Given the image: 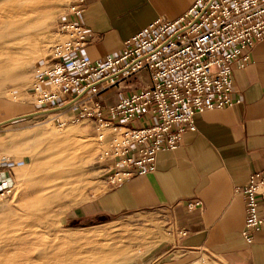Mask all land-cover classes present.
Masks as SVG:
<instances>
[{"label":"built area","instance_id":"1","mask_svg":"<svg viewBox=\"0 0 264 264\" xmlns=\"http://www.w3.org/2000/svg\"><path fill=\"white\" fill-rule=\"evenodd\" d=\"M86 0H72L56 22L64 38L38 59L29 95L40 112L63 126L84 120L104 145L106 186L153 172L160 151L174 150L197 113L233 107V73L245 67L264 40V0H195L174 20L156 18L123 41L116 55L90 59L82 53L89 33L80 21ZM145 73L148 83L108 103L106 94ZM39 113V112H38ZM41 114V113H39ZM48 117V116H47ZM11 187L0 191V198ZM244 201L241 235L251 243L264 228V171L236 188ZM200 200L186 203L201 208ZM184 234V233H183Z\"/></svg>","mask_w":264,"mask_h":264},{"label":"crops","instance_id":"2","mask_svg":"<svg viewBox=\"0 0 264 264\" xmlns=\"http://www.w3.org/2000/svg\"><path fill=\"white\" fill-rule=\"evenodd\" d=\"M194 1L86 0L80 21L89 41L81 51L92 60L116 55L123 41L149 22L174 20ZM119 88L109 95L111 101L127 92ZM233 92L240 104L197 113L195 129L184 132L174 150L158 153L153 172L105 187L80 204L75 217L93 221L133 212L165 213L171 223L169 249L144 264H190L202 253L227 264H264V228L245 242L244 201L235 191L249 174L264 171V40L253 45L247 65L233 73ZM21 161L0 152V191L11 187ZM191 200H200L201 208L188 210Z\"/></svg>","mask_w":264,"mask_h":264},{"label":"rangeland","instance_id":"3","mask_svg":"<svg viewBox=\"0 0 264 264\" xmlns=\"http://www.w3.org/2000/svg\"><path fill=\"white\" fill-rule=\"evenodd\" d=\"M71 1L56 0L46 4L48 18L45 20L44 27L41 30L40 53L36 57L30 58L24 66L27 78L26 83L17 88H14L10 82L0 86V152L12 154L16 158L22 159L19 162V166L14 168L15 178L11 184L10 191L0 198V210L6 205H10L13 209L10 208L9 212H13L17 210L18 203L33 197L30 195L31 181L39 180L42 177L38 173L44 169L43 165L47 162L46 159L54 151V149H52L53 151L46 149L48 140L44 138L21 139L14 142L11 141L12 136L29 134L36 129L43 128L47 124L50 127L53 126L52 128L57 131L59 138L64 139L65 132L63 131L68 130V128H74L67 134L70 140L69 146L74 145L73 143L75 142H84V144L86 143V148H81L78 152L77 150L74 152V149L73 151L70 149V152L69 150L63 151L64 153L57 157L59 161L63 160L58 165L62 171L61 176L58 175L59 177L56 179L43 180L40 183L41 185H38L40 189L44 187V190L42 189L44 193L41 194L43 200L38 203L35 202L28 210V215L33 216L34 219L30 224L32 230L40 234H50L59 231L60 233H77L76 235L89 236L91 239L105 238L108 239V242H117L116 248L122 252L119 256L120 258H115L111 264H144L169 249L167 242L170 239L171 232L170 219L164 217L165 213L158 210L127 213L107 219L98 217V219L93 221L79 220L78 217H75L74 211L80 204H84L90 198L97 196L107 187L105 182L107 166L103 160H99V154L106 143H101L96 139L95 134L92 133L91 125L84 120L68 119L63 126L58 125L56 121L50 119L53 117V112H40L42 109L44 110V107L40 109V107L36 106L33 98L28 93V88L34 76L36 62L45 55L54 42L64 38L57 32L56 22L67 13ZM15 70L17 71L18 68ZM135 77H137L135 82L130 78L125 83V85L132 83L128 85V88L119 89L128 91L148 83L143 72ZM113 90L105 96V100L108 103L116 101H111L109 96ZM26 114L29 115L26 118L6 121L9 118ZM66 152H69V154ZM73 153L76 154L74 155ZM69 164L76 165V167H73L76 170L70 171L67 166ZM33 168L36 170H32ZM22 181L26 182L23 183ZM5 217L6 214L0 213V220ZM107 234L108 237H106ZM110 234L111 236H109ZM190 264L227 263L207 253H202L196 262Z\"/></svg>","mask_w":264,"mask_h":264},{"label":"bare ground","instance_id":"4","mask_svg":"<svg viewBox=\"0 0 264 264\" xmlns=\"http://www.w3.org/2000/svg\"><path fill=\"white\" fill-rule=\"evenodd\" d=\"M53 1L56 0H0V86L10 82L14 88H17L26 83L24 66L30 58L40 53L41 30L48 18L46 4ZM16 68H18L17 71ZM52 127L45 124L43 128L36 129L29 134H16L11 138L14 142L21 139L44 138L48 140L46 149H54V151L52 150L53 153L46 159L44 169L38 173L42 177L31 181V187L28 185L30 195L33 197L18 203L17 210L13 212H9L12 208L10 205L0 210L1 214H6V217L0 220V264H111L122 254L121 250L116 248L117 242H108L105 238L91 239L89 236L60 233L59 231L40 234L31 228L30 224L34 219L33 216L28 215V210L35 202L43 200L41 194L44 193L42 192L44 187L42 190L38 185L43 180L56 179L61 176L62 171L58 165L63 160L59 161L58 155L64 153L65 150L70 152V149L71 151L74 149V152L76 150L78 152L79 149L86 148L84 142H75L74 145L69 146L70 140L67 134L74 128L63 131L65 136L61 139ZM69 152L66 153L69 154ZM67 166L70 171L76 170L73 169L76 165Z\"/></svg>","mask_w":264,"mask_h":264},{"label":"water","instance_id":"5","mask_svg":"<svg viewBox=\"0 0 264 264\" xmlns=\"http://www.w3.org/2000/svg\"><path fill=\"white\" fill-rule=\"evenodd\" d=\"M20 118V117H19Z\"/></svg>","mask_w":264,"mask_h":264}]
</instances>
